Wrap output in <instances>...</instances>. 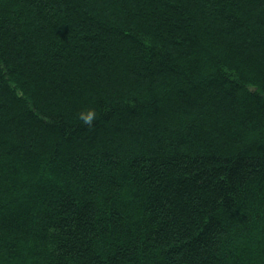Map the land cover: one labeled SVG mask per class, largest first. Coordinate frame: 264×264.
Wrapping results in <instances>:
<instances>
[{
  "label": "trees",
  "instance_id": "16d2710c",
  "mask_svg": "<svg viewBox=\"0 0 264 264\" xmlns=\"http://www.w3.org/2000/svg\"><path fill=\"white\" fill-rule=\"evenodd\" d=\"M0 264H264V0H0Z\"/></svg>",
  "mask_w": 264,
  "mask_h": 264
},
{
  "label": "clouds",
  "instance_id": "9594fccd",
  "mask_svg": "<svg viewBox=\"0 0 264 264\" xmlns=\"http://www.w3.org/2000/svg\"><path fill=\"white\" fill-rule=\"evenodd\" d=\"M80 119L84 122L86 126L92 127L96 119V113L95 111L90 110L86 116L81 115Z\"/></svg>",
  "mask_w": 264,
  "mask_h": 264
}]
</instances>
